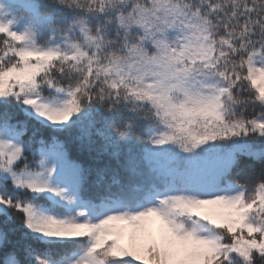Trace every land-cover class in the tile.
Returning a JSON list of instances; mask_svg holds the SVG:
<instances>
[{
	"label": "snow or ice",
	"instance_id": "1",
	"mask_svg": "<svg viewBox=\"0 0 264 264\" xmlns=\"http://www.w3.org/2000/svg\"><path fill=\"white\" fill-rule=\"evenodd\" d=\"M0 264H264V0H0Z\"/></svg>",
	"mask_w": 264,
	"mask_h": 264
}]
</instances>
